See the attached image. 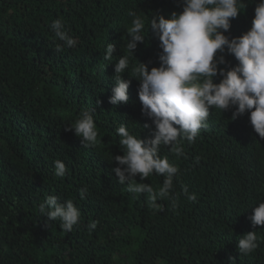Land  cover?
I'll return each mask as SVG.
<instances>
[{
	"label": "trees",
	"instance_id": "1",
	"mask_svg": "<svg viewBox=\"0 0 264 264\" xmlns=\"http://www.w3.org/2000/svg\"><path fill=\"white\" fill-rule=\"evenodd\" d=\"M257 2L241 0L226 35L250 29ZM129 11L167 17L182 11V0H0V264H230V258L264 264V226L254 229L249 219L264 200V138L248 113L232 120V110L213 108L195 142H183L184 156L161 149L180 169L175 208L167 199L157 201L162 211L151 208L147 194L129 192L112 171L119 166L112 156L123 155L117 128L124 124L141 138L155 128L131 77L139 61L149 70L159 66L162 49L151 30L123 74L131 80L127 103L109 102L115 63L128 54ZM56 19L77 39L75 47L55 51L62 43L50 27ZM108 43L116 45L110 61L103 58ZM224 55L229 65L237 63ZM84 109L95 110V146L85 147L74 129L65 130ZM57 159L67 166L63 178L54 175ZM163 179L143 182L157 188ZM184 186L196 201L187 199ZM49 195L79 208L71 232L41 216L39 205ZM92 221L98 224L89 232ZM252 230L260 245L245 256L238 239Z\"/></svg>",
	"mask_w": 264,
	"mask_h": 264
},
{
	"label": "clouds",
	"instance_id": "2",
	"mask_svg": "<svg viewBox=\"0 0 264 264\" xmlns=\"http://www.w3.org/2000/svg\"><path fill=\"white\" fill-rule=\"evenodd\" d=\"M243 7L241 0H182V11H172L167 17L152 14L149 19L135 11L128 12L133 18L128 28V54L122 55L115 63V83L109 102L113 105L127 103L131 80L125 79L123 74L130 67L138 42H145V33L151 30L162 49L159 66H152L149 70L148 63L139 61L132 65L131 77L139 81L142 113L155 128L151 137L141 138L121 124L116 131L123 155L112 156V160L119 163L112 171L119 183H127L129 192L147 194L149 206L155 210H163L157 203L158 199L169 200L173 208L178 203V198L172 193L174 178L179 176L180 169L169 161L167 155L160 154L161 149L167 147L177 158L184 156L183 142H195L200 130L207 127L211 109L232 110V120L248 113L254 132L264 138V0L256 3L250 29L230 38L225 33ZM50 27L54 37L62 42L56 45L55 51L76 46L77 39L69 34L62 19L54 20ZM115 51L116 45L108 43L103 58L112 60ZM225 53L234 56L237 63L229 65ZM94 111L82 110L65 128L67 131L74 129L85 147L99 142ZM143 127L150 126L146 123ZM66 174V164L57 159L54 175L63 178ZM153 175L164 177L162 185L157 188L143 182ZM79 191L84 198L87 186ZM183 192L188 200L196 201V194H189L187 186ZM39 212L48 221L59 220L64 232H71L81 218L80 210L72 199L61 203L56 195L47 196L39 205ZM249 219L254 229L264 226V200L253 207ZM97 224L98 221H92L88 225L89 232L95 230ZM259 245L260 235L252 230L239 236L237 247L240 254L247 256L254 253ZM234 260L230 258V264Z\"/></svg>",
	"mask_w": 264,
	"mask_h": 264
}]
</instances>
